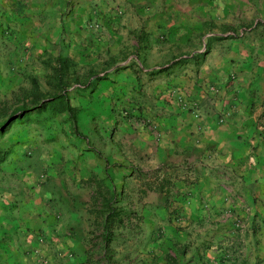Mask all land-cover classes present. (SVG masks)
<instances>
[{
  "label": "crops",
  "instance_id": "1",
  "mask_svg": "<svg viewBox=\"0 0 264 264\" xmlns=\"http://www.w3.org/2000/svg\"><path fill=\"white\" fill-rule=\"evenodd\" d=\"M118 6L117 38L129 35L131 46L114 47L126 59L107 70L102 59L96 90L88 80L79 97L84 142L62 151L38 133L28 158L0 164V264L151 263L139 231L162 243L170 218L189 230L263 197L264 0ZM207 42L199 66L177 62ZM257 248L264 264V239Z\"/></svg>",
  "mask_w": 264,
  "mask_h": 264
},
{
  "label": "rangeland",
  "instance_id": "2",
  "mask_svg": "<svg viewBox=\"0 0 264 264\" xmlns=\"http://www.w3.org/2000/svg\"><path fill=\"white\" fill-rule=\"evenodd\" d=\"M119 1L0 0V126L20 110L26 115L22 120L11 122L0 137V147L8 152L7 157L28 158L25 147L32 149L36 145L38 148V133L42 144L58 143L62 151L73 141L84 142L80 118L87 96L77 99L67 94L64 97L56 91L54 60L62 56L73 64L68 74L69 91L86 86L89 80L92 82L88 90L93 93L103 70L127 57L115 53L113 48L131 46L129 35L117 38L121 31L117 19L121 9ZM69 7L72 15L64 21L61 17ZM102 59L109 62L103 70L98 66ZM32 79L36 80V86ZM119 82H110L113 88L109 87L118 104L122 100ZM72 105L76 106L72 112L74 118L60 111ZM130 108L126 105L122 114L131 116L136 107ZM22 148L25 150L19 151ZM262 194L261 198L243 200L238 214L224 210L204 216L200 224L189 230L172 225L170 218L168 240L163 239L162 243L155 232L139 231L144 238L137 239V247L152 258L147 264H163L162 258L170 259L167 264H259L255 256L258 244L264 239ZM130 249L135 255V249ZM192 254L199 257L198 263L196 258L189 261ZM250 257H254L252 261Z\"/></svg>",
  "mask_w": 264,
  "mask_h": 264
},
{
  "label": "trees",
  "instance_id": "3",
  "mask_svg": "<svg viewBox=\"0 0 264 264\" xmlns=\"http://www.w3.org/2000/svg\"><path fill=\"white\" fill-rule=\"evenodd\" d=\"M71 15H72V10L69 7V8L66 9V12L62 15L61 19L65 21V19L70 18ZM205 48H206L205 52L202 53V54H199L195 58L191 57V58H188V59L187 58L180 59L177 62L178 63H182V62L185 63V62H188V60L194 59L196 65L199 66L202 63V61H203L205 53H207V50L209 49L208 42H207ZM54 61L56 63L55 64L56 67H54L53 70H54V72L56 74V80H55L53 86L56 89V91L62 92L63 93L62 95L64 97L67 94H68L67 96L73 95L74 98H78V97L83 96L84 95L83 93L85 92L86 87L89 86V85L83 86L81 88L75 87V88L71 89L70 91L68 90L69 87H71L70 85H68L69 84V82H68V74H69L70 68H72V65H73L71 60H69L66 57L58 56V57L55 58ZM163 70H165V69L159 70V71H157L155 73H160ZM32 80H33L34 85L36 86V80L35 79H32ZM60 111L61 112H67L73 118L75 117V115L72 112L76 111V109L73 108L72 106H66L65 108L61 109ZM24 113H25V111L23 112V110L18 111L17 113H15L14 117L9 118V120L6 121L4 125L0 126V137L6 133L7 127L10 125L11 122L13 123L16 120L24 119L25 116H26ZM7 155H8V152H6L5 150H3L2 147H0V164L3 163L6 160ZM195 258H196L195 262L198 263L199 262V257L197 255H195V254L191 255V257L189 258V261L193 262ZM168 261H170V259L167 260V262Z\"/></svg>",
  "mask_w": 264,
  "mask_h": 264
}]
</instances>
